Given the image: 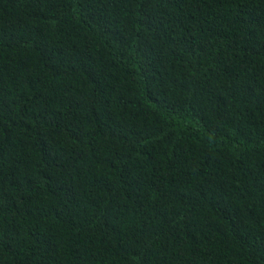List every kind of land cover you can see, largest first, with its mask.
<instances>
[{"label":"trees","instance_id":"obj_1","mask_svg":"<svg viewBox=\"0 0 264 264\" xmlns=\"http://www.w3.org/2000/svg\"><path fill=\"white\" fill-rule=\"evenodd\" d=\"M0 264H264V0H0Z\"/></svg>","mask_w":264,"mask_h":264},{"label":"clouds","instance_id":"obj_2","mask_svg":"<svg viewBox=\"0 0 264 264\" xmlns=\"http://www.w3.org/2000/svg\"><path fill=\"white\" fill-rule=\"evenodd\" d=\"M29 68L40 74L43 78L49 76L48 71L45 70V62L42 58L35 59Z\"/></svg>","mask_w":264,"mask_h":264}]
</instances>
